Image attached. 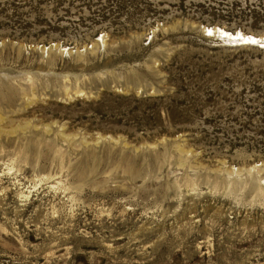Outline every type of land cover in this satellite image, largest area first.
Wrapping results in <instances>:
<instances>
[{"label": "rangeland", "instance_id": "obj_1", "mask_svg": "<svg viewBox=\"0 0 264 264\" xmlns=\"http://www.w3.org/2000/svg\"><path fill=\"white\" fill-rule=\"evenodd\" d=\"M0 264H264V0H0Z\"/></svg>", "mask_w": 264, "mask_h": 264}]
</instances>
